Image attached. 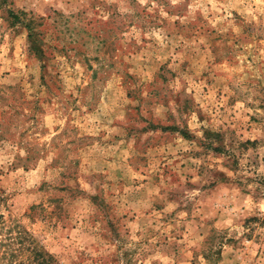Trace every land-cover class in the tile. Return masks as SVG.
I'll return each mask as SVG.
<instances>
[{
  "label": "rangeland",
  "instance_id": "374dc122",
  "mask_svg": "<svg viewBox=\"0 0 264 264\" xmlns=\"http://www.w3.org/2000/svg\"><path fill=\"white\" fill-rule=\"evenodd\" d=\"M42 258L264 264V0H0V264Z\"/></svg>",
  "mask_w": 264,
  "mask_h": 264
},
{
  "label": "trees",
  "instance_id": "16d2710c",
  "mask_svg": "<svg viewBox=\"0 0 264 264\" xmlns=\"http://www.w3.org/2000/svg\"><path fill=\"white\" fill-rule=\"evenodd\" d=\"M36 253V252H35ZM39 255V254H37ZM34 258L36 259V254L34 256ZM35 261V260H34ZM35 264H49L48 261H46L44 258H42L39 262H36Z\"/></svg>",
  "mask_w": 264,
  "mask_h": 264
}]
</instances>
